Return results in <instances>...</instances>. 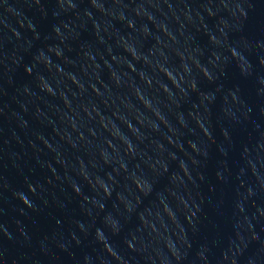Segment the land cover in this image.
Returning <instances> with one entry per match:
<instances>
[{"label":"water","instance_id":"obj_1","mask_svg":"<svg viewBox=\"0 0 264 264\" xmlns=\"http://www.w3.org/2000/svg\"><path fill=\"white\" fill-rule=\"evenodd\" d=\"M0 264H264V0H0Z\"/></svg>","mask_w":264,"mask_h":264}]
</instances>
